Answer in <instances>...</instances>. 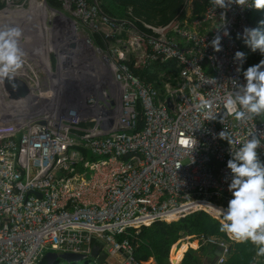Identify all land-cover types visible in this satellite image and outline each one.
<instances>
[{
	"label": "built area",
	"instance_id": "2783aa9c",
	"mask_svg": "<svg viewBox=\"0 0 264 264\" xmlns=\"http://www.w3.org/2000/svg\"><path fill=\"white\" fill-rule=\"evenodd\" d=\"M251 3L221 9L208 0L196 16L188 12L163 25L138 27L110 16L96 0H64L90 33L113 40L105 43V53L93 46L99 59L90 68L94 81L70 78L67 86H57L47 52L24 51V70L16 76L28 92L10 97L0 83V264H34L47 250L86 256L97 239L110 264L115 255L121 264H156L151 256L134 258L129 239L116 234L198 209L222 222L219 208L232 198L226 167L231 157L228 142L217 134L225 129L235 151L250 131L264 132V116L237 121L220 99L235 81L245 83L246 56L243 64L233 57L243 52L238 34L254 27L246 13ZM225 27L229 36H223ZM217 34L219 52L210 43ZM168 57L178 66L177 80H165L160 93L132 70ZM202 100L214 102L216 120L204 121ZM78 147L94 158H84ZM257 152L264 162V147ZM226 235L182 234L174 245L184 238L190 239L185 249L218 244L211 264H222L234 240ZM184 250L177 259L170 255L169 264H179Z\"/></svg>",
	"mask_w": 264,
	"mask_h": 264
},
{
	"label": "clouds",
	"instance_id": "9594fccd",
	"mask_svg": "<svg viewBox=\"0 0 264 264\" xmlns=\"http://www.w3.org/2000/svg\"><path fill=\"white\" fill-rule=\"evenodd\" d=\"M214 8L228 9L232 4L241 8L248 7V0H211ZM255 9H264V0H252L250 5ZM224 18V13H221ZM258 27H244L238 34L251 51L264 56V19L258 21ZM221 25L218 27V29ZM230 33L225 27L223 36ZM23 29L18 25L0 27V83L5 78L11 81L25 64V52L20 46ZM221 35L212 39L214 51H222ZM246 54L236 51L233 59L243 64ZM240 71V68H237ZM245 83L237 84L235 88L220 99L223 102L226 115L237 121H245L264 116V59L247 67L243 71ZM213 81L210 82H214ZM14 89L16 85L13 84ZM213 101L202 100L201 108L205 110L204 121L217 119V112L212 110ZM220 121L223 123L222 116ZM230 146V159L226 167L230 170L231 179L228 190L232 198L228 200L226 209L219 208L223 220L220 231L229 234L238 243L250 241L256 247V256H264V162L258 156L257 149L264 147V132L257 134L250 131L246 142L235 151L232 145L235 141L223 129L218 134ZM196 143L192 145L194 147ZM179 167V164L177 168Z\"/></svg>",
	"mask_w": 264,
	"mask_h": 264
},
{
	"label": "trees",
	"instance_id": "16d2710c",
	"mask_svg": "<svg viewBox=\"0 0 264 264\" xmlns=\"http://www.w3.org/2000/svg\"><path fill=\"white\" fill-rule=\"evenodd\" d=\"M99 7L110 16L126 17L142 27V22L155 25H163L170 20H176L186 13L191 16L200 14L208 0H190L187 5L186 0H96ZM49 5L58 6L60 0H46ZM3 1L0 0V7ZM187 7L186 12H183ZM248 19L254 27H258V21L264 19V9H255L251 7L247 12ZM93 41L98 46H104L107 41L113 40V36L106 38L101 37L99 32L92 31ZM239 45L246 54V68L256 64L260 59H264L259 51L253 52L244 43L242 38H238ZM177 64L173 57L166 59H153L144 65L133 66L132 70L145 82L151 83L160 93L163 91V82L169 80L174 84L177 80ZM141 123V119H138ZM84 158H94L83 147H78ZM207 208V207H205ZM209 210V208H208ZM217 215V211H211ZM220 221L210 215L208 212L198 209L188 212L182 216L169 221L155 219L148 224H142L134 232V228L128 227V233L116 234L117 238L126 236L133 245L132 254L136 259H146L149 256L153 258L156 264H168L169 256L177 259L181 252L188 245L181 241L178 247L174 245L177 238L182 234H213L217 237L227 239V235L221 232ZM194 246V244L189 243ZM229 251L222 264H264V256H256V247L250 242L238 243L230 240ZM176 249V250H175ZM212 252V246L201 244L195 248L188 246L180 259L179 264H200L203 257H209ZM79 260H65L56 255L50 264H75ZM82 260L77 264H87ZM34 264H48V258L44 253L35 261ZM97 264H110L103 260Z\"/></svg>",
	"mask_w": 264,
	"mask_h": 264
},
{
	"label": "rangeland",
	"instance_id": "374dc122",
	"mask_svg": "<svg viewBox=\"0 0 264 264\" xmlns=\"http://www.w3.org/2000/svg\"><path fill=\"white\" fill-rule=\"evenodd\" d=\"M2 1H3L2 7H4L7 4L6 1H9L8 5L9 7L12 6L11 8L23 7L26 9L29 5V0H6V1L2 0ZM42 1H44L47 7H51L52 9H54L55 13L50 14L49 12H46V16L40 17V15H36L35 12L30 11V14L35 15L33 21H30L29 19L30 24L26 23V20L24 19L23 16L24 14L22 15L18 14L19 17L22 18L18 20H17L18 15L16 14L17 16L15 15L13 19L9 22V24H7V25H18L23 29V35L25 32H29L33 36L30 37V39L28 37L25 38L22 37L20 41V46H22L21 48L27 50L30 54H32L33 52L35 53L37 52L44 53V51L47 52V58L49 60L51 71L53 73H55L57 68L58 67L60 68L61 65L65 67V70L67 72L65 76H67V79L61 82L63 86H67L68 84H70L71 82L69 80L70 78L71 79L73 78V80H78V82L94 81V77L91 76L90 74L91 73L90 68H92L94 61L91 62V60L90 59L88 60L87 58L88 53L93 51L91 46L93 47L96 45V43L93 41L90 32L85 27L82 26V23L79 22L78 16L71 12L72 8H69L66 4H64V0H60L58 6L49 5L46 2V0H42ZM2 7H0V9ZM186 10L187 7H184L183 12H186ZM10 13L11 11L9 9H4L0 12V15L2 14L8 15ZM58 13H61L62 16L61 15L57 16ZM65 16L70 20L71 22L70 24L67 23L68 20H65L64 18ZM0 17H4V16H0ZM62 18L64 19V22L63 21L61 22L60 19ZM16 20H17V24L13 22ZM2 26L4 25L2 22H0V27ZM23 46L26 47L28 46V47L26 49V47ZM98 47L100 49V53L103 52L105 53L107 50L105 49L106 45L98 46ZM48 79H50L49 76ZM184 240H190V239L184 238ZM208 246L209 247L212 246L213 248L212 244H208ZM82 260L87 261L86 262L87 264H97V262L94 260V257L91 255L83 256L75 264L82 262ZM108 260L110 261V259ZM114 262L115 261L112 260L111 258V263ZM59 264H61V262H59ZM62 264H66V263L62 262Z\"/></svg>",
	"mask_w": 264,
	"mask_h": 264
},
{
	"label": "water",
	"instance_id": "95a60500",
	"mask_svg": "<svg viewBox=\"0 0 264 264\" xmlns=\"http://www.w3.org/2000/svg\"><path fill=\"white\" fill-rule=\"evenodd\" d=\"M13 84L16 85V88L14 89ZM4 89L8 92V95L10 97H18L26 94L28 92L27 85L23 82V80L16 76L11 81H9L7 78H5L4 82L2 83ZM166 105L170 106V102L168 98L166 99ZM38 195L39 193L35 191ZM220 246L218 244H215L212 248L211 255L209 257H203L200 264H211L216 255L219 253ZM44 255L48 258V264H50L51 260L56 256H60L61 258L65 260H79L83 256H85L82 252H73V251H55V250H47L44 252ZM89 255L94 257V260L97 263H100L105 259L106 253L104 249L102 248V241L97 239L95 242L91 243L90 253ZM169 264V263H168Z\"/></svg>",
	"mask_w": 264,
	"mask_h": 264
},
{
	"label": "bare ground",
	"instance_id": "6f19581e",
	"mask_svg": "<svg viewBox=\"0 0 264 264\" xmlns=\"http://www.w3.org/2000/svg\"><path fill=\"white\" fill-rule=\"evenodd\" d=\"M9 1H7V4L4 6V7H2L1 9H0V12L2 11V10H4V9H9L10 11H11V13L10 14H8V15H5V14H2V15H0V16H4V17H0V22H2L3 23V25L5 26V25H7V24H9V22L13 19V17L17 14H24L23 16H24V19L26 20V23L27 24H30V21H33V18L35 17V15H32V14H30V11H33V12H35L36 13V15H40V17H44V16H46V12H49L50 14L52 13H55V11H54V9H52L51 7H47V5L44 3V1H42V0H29V5H28V7L25 9V8H23V7H14V8H11V7H9ZM48 10V11H47ZM48 14V13H47ZM16 15V16H17ZM26 15V16H25ZM49 15V14H48ZM62 16V14L61 13H58V15L57 16ZM56 16V17H57ZM65 18V20H68V24H70L71 22H70V20L65 16L64 17ZM18 19H22L21 17H19V15H18V17H17V20ZM29 19H30V21H29ZM17 20L16 21H13L15 24H17ZM61 20V22L63 21L64 22V19L62 18V19H60ZM22 21V20H21ZM31 23H34V22H31ZM20 24V23H19ZM73 24V23H72ZM23 37L25 38V37H28L29 39H30V37H33L32 35H31V33H29V32H25L24 33V35H23ZM24 45V44H23ZM82 45V44H81ZM29 46V45H28ZM27 46V47H28ZM22 47V46H21ZM23 47H26V46H23ZM27 47H26V49H27ZM30 48V47H29ZM80 48V47H79ZM91 48L93 49V51L92 52H90V53H88V55H87V58H88V60L90 59L91 60V62H96V61H99V59H98V55L96 54V49L94 48V47H92L91 46ZM51 49V48H50ZM24 50V49H23ZM24 51H27V50H24ZM31 51V50H30ZM70 51V50H69ZM68 51V52H69ZM42 53V52H41ZM43 55H44V57H46L45 56V53H43ZM44 59V58H43ZM22 70H24V69H22ZM83 72H85V71H83ZM66 70H65V67H63L62 65L60 66V68L58 67L57 68V70H56V72L52 75L54 78L53 79H51L52 81H54L55 79H56V82L55 83H57V84H60L61 82H63L65 79H67V76H65L66 75ZM56 75V76H55ZM60 82V83H59ZM58 86V85H57ZM52 97H54V99L55 100H57L58 99V95H57V93L55 92L54 93V95L52 96ZM205 207H207L206 205H205ZM207 209H208V207H207ZM190 243L191 244H194L195 245V242L194 241H190Z\"/></svg>",
	"mask_w": 264,
	"mask_h": 264
},
{
	"label": "crops",
	"instance_id": "0c3cea01",
	"mask_svg": "<svg viewBox=\"0 0 264 264\" xmlns=\"http://www.w3.org/2000/svg\"><path fill=\"white\" fill-rule=\"evenodd\" d=\"M111 258H112V260L115 261L114 263H111V264H121V263H120V259H121V256H120V255H115V256H113V257H110V258H109L110 261H111Z\"/></svg>",
	"mask_w": 264,
	"mask_h": 264
}]
</instances>
